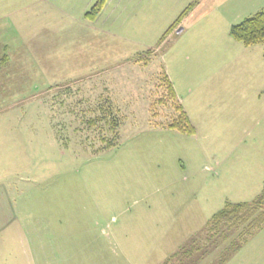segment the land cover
<instances>
[{"label": "rangeland", "instance_id": "1", "mask_svg": "<svg viewBox=\"0 0 264 264\" xmlns=\"http://www.w3.org/2000/svg\"><path fill=\"white\" fill-rule=\"evenodd\" d=\"M189 1L106 0L90 19L85 12L95 0H0L5 37L25 51L11 59L8 84L28 86L36 75V90H25L36 99L3 105L0 98V184L10 205L0 258L36 264L37 219L51 221L56 257L139 264L151 251L146 264H154L182 239L175 241L178 229L202 223L227 200H251L263 184L264 91L253 99L252 88L235 73L224 70L219 89L207 83L194 90V102L186 106L195 132L164 126L174 111L159 62L166 67L176 56L183 68H193L195 58L215 57L201 41L191 49L183 37L174 44L178 36L171 28L161 39L159 59L162 34ZM222 33L218 26L210 39L224 48ZM150 46L156 47L147 51ZM187 54L195 56L191 64ZM238 60L245 64L236 58L233 64ZM245 82L264 85L263 75L255 71ZM103 100L121 123L115 144L98 150L100 134L109 138L113 131L103 120H87ZM194 235L196 245L215 241L192 233L186 247ZM179 257L180 264L192 263V256Z\"/></svg>", "mask_w": 264, "mask_h": 264}, {"label": "crops", "instance_id": "2", "mask_svg": "<svg viewBox=\"0 0 264 264\" xmlns=\"http://www.w3.org/2000/svg\"><path fill=\"white\" fill-rule=\"evenodd\" d=\"M191 2H194L193 5H191V7L186 12V14L172 28L173 30L175 29L173 36L175 35L178 36L174 44L183 37L185 41L182 45L189 43L190 44L189 48L191 49L193 45L194 47H196V43L201 41L202 42L201 46L204 49L207 48L211 49L212 54L215 57L209 60L211 56H209V54L207 53L204 54L202 57H198L199 62H197L195 56L187 54L185 56V59L187 60L188 64H191L193 62L191 60L192 57L195 58V64L197 65H195L193 68H185V67L183 68L181 64L177 61L176 56L175 59H173V61L167 62L166 67L161 62L159 63L161 64L162 71L168 76L169 80L171 81L173 90L175 92V96L179 101V103L181 104L187 116L190 117L196 131L197 125L191 118L189 110L186 106V102L189 104L194 102V90L198 86H206L208 83L214 90L219 89L222 86V84L221 82L219 83L217 79H220V75L224 70H228L229 72L235 73L236 76V77L234 76L235 79L240 78L241 80H244V82H242L241 84L242 85L246 84L249 86V88H252V90L249 91V94L252 95V98L260 99V95L262 94V91H264V85L260 83V85L256 87L254 84L245 81L249 77V74L253 75L255 71L256 73L258 72V74L262 73L264 79V60L262 53L263 46H257V48H255V45H259L260 43H256L252 45H243L241 42L234 39L230 35L229 29L230 26L234 24L236 20H238L239 18L241 19L245 18L260 9H264V0H193V1H189L186 7ZM0 15L2 16L1 13ZM3 18L4 17L2 16V18L0 19V24L2 26L7 25V22H3ZM218 26H221L224 32L222 33L224 36L222 35V37H220L219 39L220 41L226 44L224 48H222V44L221 46H217V44L211 43V41H214L215 39L213 40L210 39L211 36L210 32L217 30ZM7 32L8 29L6 27L3 26L2 28H0V70L2 69L0 71V98H5L1 101L3 105H10V104L16 105L19 104L20 101L24 102L25 99L28 100V98L36 99L35 92L32 91L33 93H28V94H26L25 92L26 89H29L27 90V92H29L30 90H36V75L34 76L35 83L34 84L30 83L28 86H23V85L19 86L14 83L10 84L11 85L10 86L8 84L9 64L12 63L11 59L13 57H19L18 55L19 53L22 57L25 51H23L22 49L17 50L16 48L17 39L14 40L5 37ZM211 34H213L214 36L217 35L214 33ZM165 37L161 36L160 41L157 45L162 46L164 40L161 41V39H164ZM218 37L219 36L217 35V38ZM153 47L156 46L147 47L146 50L148 51ZM161 48L162 49L160 50L159 59L162 58L161 56L164 53V52L162 53L164 49L163 46ZM136 55L138 56L139 52L134 56ZM234 58L244 59L245 64L244 65L241 64L239 60L236 61L237 64H233L232 60ZM209 62H212L213 66L206 68ZM260 62H262V71L260 69ZM68 80L71 79H66L64 81H68ZM14 86L16 87L14 88ZM40 87H42V84L38 85L37 88ZM233 88H235V86ZM4 89L6 91L2 92ZM9 89L10 90L18 89L17 95L13 96L15 93L10 95ZM212 94H216V93H212ZM224 94L228 95V93H224ZM11 96H13L15 99H12ZM9 100H11V102H8ZM243 114H245L244 111ZM262 189H264V182L261 186L255 187L256 192L254 191V196L251 198V200ZM195 201L198 202L197 199ZM246 201H250V200H243V199L238 201L227 200L224 202L223 206L227 202H246ZM201 211L202 209L200 210V212ZM9 214H10L9 196L7 191H5L4 189V186L1 183L0 184V232L1 233L8 226L10 222ZM42 217L45 216L42 215ZM208 217H206L202 223H199L195 226H187V227L184 226L183 229L181 228L178 229L177 230L178 234L176 236L175 241H177L179 237H181L182 239H180L179 242L177 241L174 247L173 246L169 247L168 248L169 250H166L162 254L161 258L158 259L154 264L160 263L165 257H167L168 255L172 254L175 251H179L180 254L182 253L183 255L184 250H186L187 248H191V255L187 256V260L192 256L191 264H264V224L256 225V226L246 225V227H243L242 226L243 224L224 225L219 228V233H223V234L226 233V235H223V237L219 241H216V237H214L216 235L214 236L211 235L215 241L206 240L207 241L206 243L202 245L201 244L196 245L195 243H197L198 240L195 239L197 238V236L194 235L191 237L192 239L190 240L191 243H193V245H191L190 247H186V243H188L187 241L189 239V237L187 236H189L190 234L192 233L200 234L201 232L207 234L209 233V230H206L207 228L206 221L210 218ZM60 222L61 221L59 220V223ZM42 223L40 224V221L36 219V264H72L73 260L71 262V260L68 257H62V258L56 257L55 252L53 251V244H52L54 240L53 238L54 232L52 231L53 229L51 228L52 223L49 220H45ZM174 228L168 227V229L170 230H173ZM233 234H235L234 238L233 237L230 238V236ZM199 241H203V240H199ZM219 242L221 243L226 242L222 244V246H224L223 247L224 249L220 248ZM3 244L4 243H2L1 245ZM43 249L49 250L48 255L45 254V250ZM15 251L16 249L12 248L11 253H14ZM150 253L151 251L148 253L147 256H145L140 261L139 264H146L147 257L149 256ZM178 258H181L179 257V254L177 256V259ZM26 263L33 264L32 262L19 259V257L16 256L15 258H11L10 261L8 258H3V257L0 258V264H26ZM76 263L83 264L81 261L78 262L76 261L75 263L73 262V264ZM85 264H89V263H85ZM177 264H180V259H178Z\"/></svg>", "mask_w": 264, "mask_h": 264}, {"label": "trees", "instance_id": "3", "mask_svg": "<svg viewBox=\"0 0 264 264\" xmlns=\"http://www.w3.org/2000/svg\"><path fill=\"white\" fill-rule=\"evenodd\" d=\"M106 0H95L90 9L85 12V16L93 19L95 18ZM191 2L185 7L177 16V18L170 24L167 30L163 33L164 37L168 31L173 28L180 19L186 14L188 9L193 5ZM230 35L241 42L243 45H252L260 43L263 45V60H264V9H260L255 13L243 18L237 23L230 26ZM161 85L166 90V100L170 99L172 108L174 111L173 117L164 124L169 129H174L178 132L191 134L195 131L194 125L190 121L189 117L183 110L181 104L175 96L171 81L168 76L162 72ZM108 100V99H104ZM102 101L100 105L94 106L92 111L95 112L94 118L87 120L88 124L96 120H103L107 124V129L113 131L111 137L106 138L104 135L99 136V140L104 142L103 147L100 149L109 148L115 144L117 128L121 123V119L117 115H113L110 109L111 107L105 105V101ZM164 101V98H163ZM98 112V113H97ZM246 223L250 226L261 225L264 223V189H262L252 200L246 202H227L222 208L217 210L207 221L206 230H209L208 235H217L219 228L224 225H235ZM180 254L179 251H175L168 255L164 260L158 264H174V257ZM184 255H191V248L184 250Z\"/></svg>", "mask_w": 264, "mask_h": 264}]
</instances>
